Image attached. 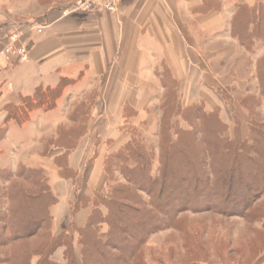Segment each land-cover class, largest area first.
<instances>
[{"label": "crops", "instance_id": "1", "mask_svg": "<svg viewBox=\"0 0 264 264\" xmlns=\"http://www.w3.org/2000/svg\"><path fill=\"white\" fill-rule=\"evenodd\" d=\"M29 1L33 10L27 12L36 17L34 23L11 16L12 24L29 28L31 46L26 58L0 74V126L7 103H18L21 95H32L38 87H56L64 78L72 83L55 109L42 110L44 123L38 136L77 123L71 111L78 104L86 101L91 110L87 130L79 135L84 137L65 155L69 172L64 177L56 172L50 178L58 197L54 215L65 205L72 211L82 197L103 190L104 158L130 140L125 129L130 122L123 110L134 108L138 117L133 124H137L147 94L166 89L162 78L180 80L184 104L204 100L206 109L221 108L227 87L232 91L254 87L258 59L264 55V40H256L253 50H248L232 34L238 11L257 9L264 0H118L115 10L68 14L65 10L76 0ZM89 93L95 95L90 102L85 100ZM9 124L5 138L10 136ZM104 144H109L108 150H103ZM90 147L97 151L96 157L91 158ZM85 151L90 158L82 170ZM64 152L58 151V157ZM63 167L59 166L61 171ZM92 208L91 204L76 213L80 226L86 224Z\"/></svg>", "mask_w": 264, "mask_h": 264}, {"label": "rangeland", "instance_id": "2", "mask_svg": "<svg viewBox=\"0 0 264 264\" xmlns=\"http://www.w3.org/2000/svg\"><path fill=\"white\" fill-rule=\"evenodd\" d=\"M31 3L33 2L29 0H0V51L17 35L21 41L30 40L27 36L29 28L27 26L17 27L15 24H12L14 22H12L11 16L16 20L27 19L31 20V23H34L36 17L27 12L28 9L33 10L30 6ZM0 62L2 63H0L1 74L3 70L14 65L18 60L12 59L8 61L0 55ZM261 72H264V62L260 64V67L257 64L256 75L253 78L254 87L249 88L247 91L236 90L235 88L232 91L230 89L231 86L227 87L226 103L222 104L221 108L217 107L216 109H206L204 100L187 105L184 104V94L180 92V80L178 78L164 77L163 80L165 81L163 82L166 84V89L163 92L147 94L146 108L142 109V115L138 118L137 124H133L136 118L134 116V108V111L127 108L123 110L126 121L130 122L125 125L126 133L130 135V140L127 142L132 141V136H140L139 139L145 145L146 152L153 157L152 175L159 177L163 173L162 161L164 162L165 160V136H173L175 139L177 137L174 136L176 129L182 128L192 130L194 135L201 139V142L213 140V136L210 133H200L197 130L196 127L199 128L200 125H202L203 130H206L208 125L205 124L204 117L195 118L192 113L194 111L197 112V108H192L193 105L205 108L209 113H217V111L221 113L222 111L221 117L227 124V138L234 140L238 135L243 140L255 138V147L249 151L250 156L254 157L253 162H242V164L238 165V170L233 174V185L239 187L245 184L250 185L251 183L256 191L263 190L264 188H261V184L263 183L261 182L264 180V172H262L264 169V158L260 156V152L264 156V151H259L257 146L258 142L264 145V78L260 76ZM174 86L177 88V101L180 102L182 112L192 115L190 123L182 120V117L175 116L174 98L170 111L164 115V102H166L167 98L172 97L170 92H174ZM93 96L95 95H90L89 93L85 100L90 102ZM86 104V101L80 105L78 104L79 106L76 105L71 111L73 116L76 115L77 123L63 125V130L56 134L38 136L43 128L41 125L44 123L43 116L40 115L43 113L42 110H38L32 114L31 121L24 125H20L14 121L10 122V136L4 137L5 139H2L3 141L0 142V217L5 219V221L0 222V261H8V258L12 255L14 257L13 263L17 264L20 261L19 259L29 252L32 255V262L36 263L38 256L35 254L48 243V237H52V235L53 237L60 236L65 231L72 232L77 226H80L75 221L77 214H72L69 205H65L66 207L64 206L63 212L56 213L55 215L53 211L54 206H52L50 211L55 198L48 192L42 200H45V209L49 214L51 213L53 220L51 219L48 227H45L35 237L29 238L27 241L15 240L12 230V222L15 219L8 214L10 210L9 205L11 204L10 196L8 195L10 192L16 193L17 189H32L33 185L31 181L17 176L22 169L40 167L44 170V172L40 170V174L43 175L46 181L47 177L50 181L51 176H55L56 172L60 173L61 177H64V174L68 173L67 168L65 171L64 169L61 171V168H59L61 162L67 163L68 155L60 158L57 152L62 149L60 147L62 144L75 147L78 140L84 137L79 135L84 134L87 130L86 121L91 111ZM135 114L137 115V113ZM45 120L49 121L48 117H45ZM105 127L106 125L103 126V128ZM133 131L135 132L134 135ZM203 146L205 148L203 154L200 155L199 150H197L191 156L193 161L190 162L191 167H175L169 171L168 175L172 177L173 182L187 176V181L190 183L189 179L194 181V176L191 175L192 171H194V162H200L205 159L207 164L206 170L210 176L215 178V181L218 179V176L219 178L221 175L223 177L217 183L216 190L226 192L231 173L229 167L231 165H220L218 163L219 159L216 161L215 157L208 158L207 146ZM108 147L109 144H104L102 148L103 150H108ZM92 150L91 158H93L94 154H97V151L93 152ZM83 155L85 158L82 162V170H86L90 154H87L85 151ZM244 156L242 155L240 158L244 159ZM105 158L103 160L104 171ZM110 171V175L105 171L104 181L106 183L104 182L105 186L103 190L99 191L103 196L110 195L112 188L116 187L117 184H128L123 174L120 173L119 168L113 167ZM149 183L152 185L151 188L153 187V192H150V188L147 186ZM159 183L158 181L147 180L143 187L136 188L138 195L146 202V207L148 205L153 211L162 210L163 213L158 214L157 219L153 220L152 232L147 235V241L144 244L137 245L138 237L142 233L140 228H136L135 231L138 232L136 234L138 237L135 238L131 237L134 234L130 231H128V234L124 233L125 239L129 240V238H133L131 242L134 244L133 248L136 250L134 258L130 259L129 264H264V193L261 195L260 200L246 212L247 216L245 217L237 215V210L230 214H223V209L218 208L225 206L226 201L222 199V196L215 198V202H208L205 197H202V201H199L201 200L199 196L195 197L193 193H185V190L188 191V188L191 187L190 184L186 187L187 189L185 188V184H183L185 189L183 188L181 192H177V190H169V188L161 190ZM177 193L178 200L172 204L173 201L170 198L173 194L177 195ZM54 196L57 198L58 203L57 195L55 194ZM184 198L186 200L185 204L188 206L186 205L187 207L181 208L180 202ZM40 199L41 197L36 201V204L41 201ZM158 199L163 202L164 206ZM209 205L212 208H208ZM133 206H135L133 207L134 209L138 208L137 205ZM100 208L103 213H108L109 209L106 206L101 205ZM132 214V212H129L126 215L127 219L121 224L124 226L125 231L129 230L127 226L128 219H130L129 217ZM77 218L80 219V217ZM21 223L19 222V226ZM110 228L111 225L108 223L102 226V230L104 231H108ZM119 236L121 237L122 234H119ZM128 244L127 242H123L120 246L121 249L109 248L118 261H122L125 257L124 254L128 253ZM73 246L75 257L81 260L84 248L79 241V234L76 231ZM63 250L62 248L58 249L55 258L61 261L62 264H65ZM114 257H107L105 259L98 257L92 264H114L112 262V258L115 260ZM132 259H134L133 263ZM86 264L91 263L88 262Z\"/></svg>", "mask_w": 264, "mask_h": 264}, {"label": "trees", "instance_id": "3", "mask_svg": "<svg viewBox=\"0 0 264 264\" xmlns=\"http://www.w3.org/2000/svg\"><path fill=\"white\" fill-rule=\"evenodd\" d=\"M239 30H241V32H239ZM232 34L238 38L244 47L248 50H253L256 40H264V6L260 5V7L251 11L245 8L240 9L234 17ZM263 62L264 55L258 59V66L260 67V64ZM260 76L264 78V72H261ZM71 83L72 80L64 78L56 87H38L32 95H21L18 103H7L4 106L6 119L4 125L0 126V141L5 137L9 122L15 121L19 124H24L31 119L32 113L36 110L41 109L50 111L55 109L65 88ZM173 90L174 92L169 91L170 94H172V97H169V99L167 98L166 102H164V115H166V112L170 111L172 100L174 98L173 106L176 114L175 116L182 117V120L190 123L192 121V115L182 112L180 102L177 101L178 96L176 86H174ZM126 108L134 111L130 106ZM192 108H197V112L194 111L192 113L195 118L198 119L199 117H204L205 124L208 125L206 130H203L202 125H200L199 128L196 127L197 130L200 131V133H210L213 136V140L201 142V139L194 135L192 130L182 128L176 129L174 136L177 137L175 139L173 136H165V160L164 162L162 161L163 173L159 178L152 175L153 157L146 152L145 145L142 144L139 139L140 136H132L131 142H127L122 148L106 156L104 162L105 171L109 175L111 168H119L120 173L123 174L128 184H117L116 187L112 188L110 195L107 196H103V194L97 192L94 197H82L78 201V204L72 209V214L75 215L80 209L92 204L93 208L86 225H76L77 228L72 232L65 231L60 236L53 237L52 235V237H48V243H46L43 248L35 254L38 256L36 263L32 262V255L28 252L23 255L21 258L22 260L19 259L21 262L19 261L17 264H62L61 261L55 258L56 252L60 248L64 249L63 258L66 261L65 264H86L88 262L92 264V262L98 257L104 259L107 257H114L112 250L109 248L121 249L120 246L123 242L130 244H128V253L124 254L126 260L124 257L122 261H118V259L114 257L115 260L112 258V262L114 264H129L130 259L132 257L134 258L136 253V250L133 248L134 244L131 242V239L138 237V235H136L138 232L135 231L136 228H140L142 232L138 237L137 245H142L147 241V235L152 232L153 220L157 219L158 214L163 213L162 210L153 211L148 205L146 207V202H144L142 197L136 192L139 187H143L147 180L158 181V183L160 182L159 188L161 190H167L169 188V190H177V192L183 190V184H185V188L190 184V189L188 188V191L185 190V193H193L195 197L199 196L201 199L199 201H202V197H205L208 202H215V198L222 196V199L226 201V203L228 201L227 204L225 203V206L218 207L223 209V214H230L237 210V215L246 217V212L250 210L251 206L260 200L261 195L264 193V189L256 191L251 183L250 185L245 184L239 187L233 185V174L238 170V165L242 164V162H253L254 157L250 156L249 151L255 147V138L243 140L242 137L238 135L234 140L229 139L226 136L227 124L221 117L220 112L209 113L205 108L194 105ZM135 113L136 112L134 111V116L136 117L137 115ZM134 129L136 130V128ZM134 134L135 132L133 131V135ZM203 145L207 146L206 151L209 155L208 158L215 157L216 161L219 159L218 163L220 165H231V167H229L231 173L226 192L218 191V189L216 190L218 186L217 183H219L223 177L222 175L220 178L218 176V179L215 181V178H212L206 170L207 164L205 159L200 162H194V171L191 173V175L194 176V181L189 179L190 183L187 181V176L181 177V179L173 182L172 177L168 175L169 171L175 167H191V156L194 155L193 153L197 150H199L200 155L203 154L205 151ZM257 146L259 151H264V145L258 142ZM60 147L65 149L64 155L60 158L65 157V155L73 148L63 144ZM245 154L246 156H244ZM242 155L245 157L244 159L240 158ZM260 156L264 158L261 152ZM61 165L64 166L62 169L65 171V164L61 162ZM40 170L44 172L40 167L22 169L17 176L24 177L25 180L27 179L28 181H31L33 185L32 189H17L16 193L10 192L8 195L11 200L8 214L15 219L14 222H12L13 237L15 240L27 241L29 238L35 237L38 233L43 231L45 227H48L51 219L53 220L51 213L49 214L45 209V200L43 201L42 198L46 196L48 192H50L55 198V201L52 202L50 207V211L52 206L57 203V198L54 196L55 194L49 184V178L47 177L46 181L43 175L40 174ZM262 172H264V169ZM261 183L264 184V180ZM263 184H261V188H264ZM147 186H149L150 192H153V187L151 188L152 185L149 183ZM177 196L178 193L177 195L173 194L170 198L173 201L172 204L176 203L178 200ZM39 197H41V201L36 204ZM158 200L164 206L163 202H161L160 199ZM185 203L186 200L184 198L180 202L181 208L188 206ZM101 205H104L109 209L107 214L103 213L100 208ZM133 205H137L138 208L136 207L134 209L133 207L135 206ZM210 205L208 208H212ZM226 206L227 208H225ZM228 208L229 210L227 211ZM129 212H132L133 214L129 217L130 219H128V225L126 223L129 230L125 231L124 226L121 224L127 219L126 215ZM1 221L3 222L5 219L0 217V222ZM19 222H22L20 226ZM105 223L111 225V228L108 231L102 230V226ZM75 231L79 234V241L84 248L81 260H78V258L75 257L73 246L75 241ZM128 231L134 234V236H131L133 238H129V240L124 238V235L129 233ZM119 234H122V236L120 237ZM13 260L14 257L11 255L8 258V261L2 260L0 261V264H15V262L13 263ZM133 261L134 259H132V263Z\"/></svg>", "mask_w": 264, "mask_h": 264}, {"label": "built area", "instance_id": "4", "mask_svg": "<svg viewBox=\"0 0 264 264\" xmlns=\"http://www.w3.org/2000/svg\"><path fill=\"white\" fill-rule=\"evenodd\" d=\"M117 1L118 0H76L64 13L68 14L71 11L92 12L98 9L115 10ZM37 31L42 32V28H37ZM30 46L31 40L21 41L20 37L17 35L0 51V55L8 61L12 59L20 61L26 58Z\"/></svg>", "mask_w": 264, "mask_h": 264}]
</instances>
